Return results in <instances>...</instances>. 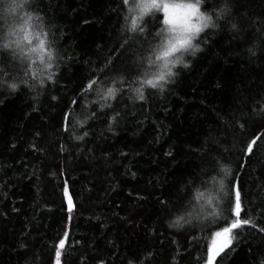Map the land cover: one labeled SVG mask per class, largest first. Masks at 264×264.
Returning a JSON list of instances; mask_svg holds the SVG:
<instances>
[{
	"label": "trees",
	"instance_id": "16d2710c",
	"mask_svg": "<svg viewBox=\"0 0 264 264\" xmlns=\"http://www.w3.org/2000/svg\"><path fill=\"white\" fill-rule=\"evenodd\" d=\"M39 3L44 31L56 33L66 66L59 68L63 78L52 86L51 93L39 90L44 94L37 99H33L37 93L24 85L15 92L0 91V264H55V250L65 233L68 264H98L100 259L106 264H124L125 257L137 253L144 264H173L171 257L176 255L177 245L179 264H184L188 256L202 255L206 259L213 229L197 231L195 242L191 237L183 238L182 229L168 227L173 215L161 210L159 200L175 201L190 189L191 195L179 213L200 202L196 200L198 192L203 193L202 200L222 196L219 181L224 179L227 186L230 179L222 173L203 176L204 184L191 183L201 174V149H207L210 136L223 148H231L252 137L253 132L264 133L262 116L257 114L264 109V56L258 52L251 57L247 52L254 30L244 32L242 39H234V34L227 31L210 37L207 44L198 38L195 42L201 50L195 57H186L188 68L176 69L177 83L167 86L170 91L148 99L143 110V102L129 100V116L112 132L104 118L95 121L94 128L91 120L84 127L73 120L71 130L75 135L90 129L89 137L77 142L59 132L61 111L76 98L90 68L109 53L113 59L118 55L120 50L112 49L119 30L131 29L132 18L123 19L127 12L118 8L120 0ZM239 3L242 11L253 13L257 21L264 19V0ZM144 21H151L144 25L148 31L154 34L164 29L166 35L163 12L153 10L143 21L138 19L137 25ZM212 31L205 29L206 33ZM127 34L134 33L129 30ZM112 86L101 85L99 97L94 93L83 103L78 100L75 119L84 121L91 109L99 111L102 104H114L102 98L106 87ZM50 95L58 99L52 100ZM223 113L235 114V130L225 128L218 119ZM245 121L247 126L239 127ZM258 143L257 154L245 156V167L237 173L248 196L246 207L253 211L264 198V140ZM61 144L65 151L60 150ZM169 152L171 155H167ZM249 159L251 163H247ZM232 167L235 169L236 164ZM69 198L73 202L71 211ZM226 215L215 222V230L227 226ZM256 223L264 221L257 219ZM174 239L176 244L172 243ZM70 244L74 247L69 248ZM60 251L64 260L65 250ZM225 255L228 258L224 264H261L264 233L253 230L251 235L234 240L215 264H220Z\"/></svg>",
	"mask_w": 264,
	"mask_h": 264
},
{
	"label": "snow or ice",
	"instance_id": "6c2138e0",
	"mask_svg": "<svg viewBox=\"0 0 264 264\" xmlns=\"http://www.w3.org/2000/svg\"><path fill=\"white\" fill-rule=\"evenodd\" d=\"M201 5L208 15L201 13ZM8 6L13 11L17 8L24 10V15L21 17L23 20L21 25L23 36L21 37L18 32L12 31L9 35L16 38L7 40L6 43L0 46V91L8 89L15 92L18 85H24L30 91L37 93L33 99H37L44 94L39 90L46 89L50 94L52 86L57 85L63 78L59 74V68L66 66L65 54L58 46V37L51 29L44 31L43 16L39 15L42 11L39 0H0V9ZM118 8L121 12L126 10L127 14L123 17L125 21L129 17L132 18L131 29L121 27L117 43L112 49V52L119 49L118 55L113 59L112 53H109L108 56L102 58L101 63L97 64L95 68H90L89 75L84 77V82L77 89L76 98L70 99L65 104L57 128L61 134L67 133V140L84 142L85 138L90 135V129L88 128L81 135H75L71 130L75 126L73 120L80 127H84V124L91 120L94 128L95 121L104 118L108 122V131L112 132L114 127H118L129 116L131 111L128 107L129 100L143 102L140 104V108L143 110L148 99L157 95L163 96L166 91H170L167 86L176 84L175 78L179 75V73L171 71L173 62L169 59L179 50L176 44L184 47L197 36L202 43L207 44L210 37L223 31L234 34V39H242L243 33L252 29L254 30L253 42H251L252 46L247 48V52L251 57L257 56L258 52L264 56V19L257 21L253 13L242 11L243 5L239 3V0H195V2H185V0H120ZM153 10L163 12V22L168 26L167 32L173 34L168 37L169 45H164V29L153 34L144 26L151 23V21H144L140 26L137 25L138 19L143 21V18ZM152 20H155V17ZM36 21L41 23H35ZM7 25L8 17L0 15V39L3 38L2 29ZM37 29L39 30L37 31ZM205 29H212L213 31L206 33ZM129 30L134 33L132 36L127 34ZM202 33H204L203 36H201ZM157 39L160 40L159 44L156 43ZM34 40L39 41V43L32 46ZM173 40L176 41V44H172ZM255 41H259V43ZM25 44L29 46L30 53H36L40 64L43 65L42 68L36 66L35 59L29 65L22 59H17L14 49L7 51L12 45L23 51ZM45 57L47 60H45ZM183 67L186 69L189 64H184ZM37 76H40L39 80L36 79ZM10 80L12 82H9ZM106 83L113 86L106 87L102 98L105 101H115V103L102 104L99 111L95 108L91 109L86 114L87 118L84 121L75 119L73 113L78 108V100L83 103L94 93L99 97L101 95L100 86ZM116 85H119V87H116ZM50 99L57 100L58 97L50 95ZM261 99H264V94H261ZM0 103H3V101L0 100ZM242 103L245 107L248 106L245 101H242ZM105 108L109 111H104ZM257 114L262 116L260 127H264V109H261ZM69 117H73V119L70 120ZM218 119L223 122L225 128L231 127L235 130L238 124V119L234 113H223L218 116ZM247 124L248 121H245L239 127L245 128ZM220 127L221 125L218 124L217 131ZM113 134L115 133L113 132ZM39 135L37 133V136ZM262 140H264V133L257 135L253 132L252 137L243 140L239 146L233 144L231 148H223L218 139L210 136L209 141H207V149H201V174L194 177L191 183L200 182L204 184L206 181L203 176L220 175L221 173L225 178L230 179L227 186L224 179L219 181V188L223 195L211 197L206 203L199 204L200 210L195 213L194 220L184 221V226L181 227H173L168 223L169 228L182 229V237L185 239L191 237L192 242L197 240V231L203 232L209 228L213 229L212 235L214 238L207 248L206 259L202 255H197L195 258L188 256L185 258L184 264H201V262L203 264H215L216 258L220 257L225 249L230 248L234 240L238 241L242 236L251 235L253 230L264 233V223H256L257 219L264 221V198L255 206L256 211L246 207L248 196L244 190V182L237 174L240 169L245 167L244 157L251 158L255 156L257 154L256 150L259 149L258 142ZM60 150H66L63 144L60 145ZM225 153H229V155H225ZM121 155L125 154L121 153ZM167 155H171V152ZM237 155L239 159H237ZM247 163H251V160L249 159ZM233 164H236L235 169L232 167ZM132 175H135V173H132ZM262 177H264V172H262ZM262 187H264V184H262ZM190 195L191 190L189 189L186 195L177 196L175 201L160 199L161 210L175 215L177 211L184 209V201ZM202 199L203 193L198 192L196 200L199 202ZM214 200L216 201L215 204L213 203ZM189 204H191L190 200ZM68 205V210L71 211L73 206L71 198L68 199ZM185 211L187 210L185 209ZM224 213L227 214L224 217L228 221L227 226L221 225L219 230H215V222ZM241 213H244V215L242 216ZM192 216L193 213H189V217ZM181 220H183V217H179L173 224L180 225ZM65 239H67V233L60 240L59 248L55 250V264H68L66 257L69 255V251L65 249ZM76 243H79V241H76ZM172 243L176 244L177 241L174 239ZM21 246L23 247V245ZM191 246L195 247L196 245L192 243ZM73 247L74 244L69 245V248ZM187 247L188 245H185V248ZM60 249L65 250L64 260H62ZM179 255V245H177L176 255L171 257L173 264H179ZM227 258V255L222 257L220 264H224ZM98 264H106V261L100 259ZM124 264H144V261L141 259V254L137 253L125 257ZM261 264H264V260H261Z\"/></svg>",
	"mask_w": 264,
	"mask_h": 264
},
{
	"label": "clouds",
	"instance_id": "9594fccd",
	"mask_svg": "<svg viewBox=\"0 0 264 264\" xmlns=\"http://www.w3.org/2000/svg\"><path fill=\"white\" fill-rule=\"evenodd\" d=\"M201 13L204 15H208L206 11H204L203 6L201 5ZM0 15H6L8 17V25L5 26L2 29L3 32V38L0 39V46H2L4 43L7 42V40H14L16 37L15 36H10L9 33L12 31L18 32V34L22 37L23 36V31L21 29V25L23 24V20L21 17L24 15V10L17 8L14 11L11 9L10 6L5 7L3 9H0ZM26 19V17H25ZM215 19V17H213ZM39 29H37L38 31ZM172 33L166 32L165 39H164V45H169L168 37L172 36ZM198 39V36L193 38L191 42L184 47H181L180 45L176 44V41L173 40L172 44H176V47L179 49L173 56L169 57L170 60H172V65H171V71L173 73H176V69L178 67H183L184 64H188L186 57L187 56H192L195 57L196 54L201 50L199 44H197L195 41ZM39 41L34 40L33 45L35 46L38 44ZM15 50L17 54V59L18 60H23L27 64H31L32 60L35 59L36 61V66L42 68L43 65L40 64V60L36 53H30L29 52V46L25 44L23 51H21L19 48H16L15 45H12L10 49H7V51ZM179 58V59H177ZM45 60L47 58L45 57ZM20 85H18L19 88ZM209 198H206L205 200L200 201L196 206L192 207L188 211H183L176 213L171 217L169 220V224L173 227H181L184 226V221H187L189 219H195V213L198 212L199 209V204H204L207 202ZM189 213H193L192 217H189ZM179 217H183V220H181L180 225H175L173 224L174 221H176Z\"/></svg>",
	"mask_w": 264,
	"mask_h": 264
}]
</instances>
